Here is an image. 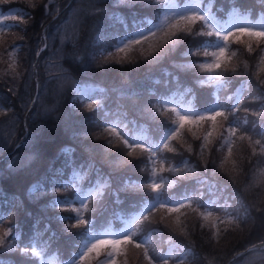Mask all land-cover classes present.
Segmentation results:
<instances>
[{"label":"snow or ice","instance_id":"1","mask_svg":"<svg viewBox=\"0 0 264 264\" xmlns=\"http://www.w3.org/2000/svg\"><path fill=\"white\" fill-rule=\"evenodd\" d=\"M11 3L13 0H0V5ZM27 3L33 8L36 6L34 0H27ZM110 8V16L107 11L96 9L110 21L111 31L98 39L95 54L87 61L74 56L86 69H106L113 64L132 65L138 61L157 64L180 46L184 47L181 52L184 62L173 61V71L165 70L166 79L152 82L162 90H148L147 98L132 109L135 119L129 118V112L123 110L122 105L118 104L115 109L106 106L109 95L105 88L87 83L77 85L73 99L80 102L82 108L76 109L81 121L73 130L76 148H62L44 175L27 190L30 201L39 202L41 198L44 201L35 214L25 209V214L33 218L34 230L27 242L13 232V227H0V255L19 253L32 264H50L45 258L48 243L43 236L50 234L49 238H54L56 232L53 227H56L83 240L77 245L79 251L73 254L71 264H128L130 249L136 254V264H184L185 256L176 247H170L167 252L153 247L145 229L157 232L158 229L152 225H163L186 237L188 230L181 221V215H186L187 209L204 221L213 217V211L208 209L224 211L226 220L218 216L215 219L222 224L236 222L228 213L227 199H237V196L228 197L224 204H220L218 199L205 200L204 190L215 196L222 189L209 183L204 176L208 175L211 164L214 177L224 174L231 185L236 184V175L239 174V164L233 151L236 139L248 142L252 156L264 158V144L259 139L253 141L247 131H242V122L237 117L244 103V85L241 84L234 93L233 103H230L233 96L222 101L217 95L215 102H209L202 110H193L185 107V97L192 95L193 90L185 88L180 77L181 74H190L199 84L215 83L218 90L226 86L222 77L227 73L253 76L264 85V21L252 23L247 15H242L235 8L227 13V20H222L217 12L223 10L214 11L213 0H112ZM145 10L153 12L159 21L154 23L144 16ZM26 15L20 9H10L8 14L0 13V45L6 42L4 38L9 34L8 29L27 23ZM23 39L19 37V40ZM234 44L242 45L255 62L252 65L247 61L234 63L236 52L231 51ZM9 47L3 48V53L8 57V72L15 80L21 75L17 58L19 45L13 41ZM47 47L45 43L37 55ZM64 75L66 78L67 74ZM8 91L11 93L14 89L9 88ZM132 96L139 97L140 93L134 92ZM7 115L8 109L0 105V116ZM254 115L262 116L264 112H255ZM140 119L156 124L155 137L137 134L138 128L144 129V125L137 123ZM204 126H207L206 135L202 137L193 131ZM186 131L199 141L196 149L184 139ZM86 143L91 147H84ZM217 143L219 148L216 150H226V154L206 159L205 153L211 155ZM2 148L3 144H0V150ZM96 151L119 157L117 165H126L136 179L130 175L113 187L112 173L105 174L95 166ZM184 152L194 153L202 174L197 177L195 187L172 195L169 190L176 187L177 181L188 180L187 173L195 172L189 160L182 158ZM176 156H181L179 163H172ZM170 176L174 179H169ZM254 182L264 187V169L259 171ZM106 195L117 208H128L126 214L115 211L111 214L123 225L119 232L97 230L103 226L98 224L97 214ZM4 199L9 208L23 207L15 197L11 201L7 197ZM49 211L52 215L47 214ZM258 211L264 213V209ZM9 215L10 211H0V223ZM219 234L220 229L216 227L213 239H218ZM258 247L264 249V241ZM256 248L253 245L246 251ZM102 255L103 260L100 259Z\"/></svg>","mask_w":264,"mask_h":264},{"label":"trees","instance_id":"2","mask_svg":"<svg viewBox=\"0 0 264 264\" xmlns=\"http://www.w3.org/2000/svg\"><path fill=\"white\" fill-rule=\"evenodd\" d=\"M111 3L112 0H35L36 6L34 8L26 4L30 11V16L26 19L27 23L15 28V31L20 30V33L16 35V32H8L9 34L4 38L6 42L0 45L1 55H6L3 53V48L10 46L13 41L19 45L17 58L19 64L23 66L22 74L25 76L19 83L14 85L4 80V84L7 85L2 83L0 87L5 92L0 93L2 101L7 102L11 107L7 116H1L3 121L0 125V140L3 149L5 151L11 149L12 144L4 143V140L13 131L15 139L22 140V145L17 154L27 151L31 155L28 163H23L24 159L22 157L16 155L13 158L12 152H9L5 155L9 156L0 162V174L4 173L7 182L14 187L28 189L33 182L32 173L40 166L42 167L50 162L55 149L70 134H73V130L81 123L80 113L76 109L82 108V105L77 101L74 102L71 96L74 83L83 78L79 73H84L93 79L103 80L114 95V97L109 96L106 106L113 109L119 104L123 106V110L132 113L133 107L141 103V98L146 97L148 94V90L145 89L142 83L137 84L139 81L138 74L140 68L149 66L146 69L149 70L152 64L138 61L132 65L113 64L106 69H86L81 60L74 58V56H79L87 61V58L95 54L97 41L101 35H106L107 32L111 31V29H107L110 21L103 14L96 11L97 8L103 9L110 16ZM19 37L24 39L21 41ZM53 40L55 41L52 45L53 58L46 53L48 47L40 52L39 57L36 54L39 47L44 42ZM101 46L103 45L101 44ZM182 51H184V47L180 46L176 52L166 56L168 62L165 68L161 69L164 72L165 70L172 72L173 61L183 63ZM242 52L244 57L240 60L233 59V62L242 64L247 61L249 65H252L255 62L254 57L245 50ZM173 57L174 59H172ZM65 73L67 74L66 78ZM33 75L36 76V81L38 80L37 88L35 78L34 80L32 78ZM189 76L191 75L181 74L180 78L185 80ZM238 76L232 73L225 74L222 79L225 81L226 86L219 90L214 83L199 84L195 82L192 88L193 100L201 107L215 99L217 95L223 100L233 93L235 87L228 80L237 79ZM65 79L67 82H65ZM9 88H13L14 91L10 93ZM121 90L124 93L123 95H121ZM253 90L258 94H264V85L254 86ZM134 92L140 93V96L133 97L132 93ZM261 102L258 101L257 105H253L254 108L257 109ZM205 133L206 130L200 136L202 137ZM196 134H199V132ZM188 144L196 149L199 141L193 138ZM218 148L219 144L217 143L211 152L214 157L205 158L211 160L226 154L225 150L217 151ZM188 154L192 155L195 160L198 159L194 153L184 152L181 155L183 157ZM169 155L171 156V154ZM248 155L249 152L246 151V157ZM176 158H181V156H176L173 159ZM118 160L119 158L116 159V161ZM254 166L264 168V162L255 160L253 156L245 158L244 170L241 175L240 173L237 175L236 184L247 197L256 199L258 205H261L263 201L262 191L260 185L254 182L257 179H255V176H258L259 173L250 171ZM209 167L212 169L211 164ZM224 176L228 179L226 175ZM258 209L252 211L254 217L247 223L245 231L241 229L243 226L240 222V216L236 212H231L236 222L227 231L228 234L234 233V238L229 239L225 244H221V251H218V247L213 242L209 225H203V227L196 225V227L190 228L189 236L192 237L194 244L192 252L186 254L188 263H202L203 253L206 252L210 256L209 260L217 264H264V249L247 255V257L244 250L250 243L253 246L264 241V213L258 211ZM211 224H216V222L213 221ZM175 235L181 238L185 237L176 233ZM240 253H243V255H239ZM5 255L11 259L16 253H6ZM128 260L131 262V256H128ZM228 260H230V263ZM26 262L29 263L27 260Z\"/></svg>","mask_w":264,"mask_h":264},{"label":"rangeland","instance_id":"3","mask_svg":"<svg viewBox=\"0 0 264 264\" xmlns=\"http://www.w3.org/2000/svg\"><path fill=\"white\" fill-rule=\"evenodd\" d=\"M24 4H27L28 6H30L28 3H27V0H21ZM35 2V0H34ZM28 16H30V11H29V14L25 16V19L28 18ZM16 32V35L20 33V30H12L11 33H14ZM234 48L232 49V51H235L236 52V56L233 58L235 60H240L244 57V53L242 51H244V48L242 45H236L234 44ZM7 63L4 62L1 54H0V79L2 77V74H8L12 79L13 78V75L10 74L8 72V68H7ZM207 127H197V128H194L193 131L198 133L197 134L198 136L201 135L202 132H204L206 130ZM206 135V133H205ZM215 135V134H214ZM194 137H192V133L191 132H185V135H184V139L188 142H191L193 140ZM253 141H255L253 139ZM89 144V143H87ZM90 145V144H89ZM233 151H234V157L237 158V162L239 164V169H238V172L242 173V171L244 170L243 166H244V162H245V158H250L252 156L251 154V148L249 147L248 145V142L247 141H240L239 139L236 140V143L234 144L233 146ZM246 151L249 152V155L246 157ZM103 154V153H102ZM104 156H106L105 154H103ZM205 157L208 158V157H214L213 154L212 155H209L207 152L205 153ZM119 158V157H118ZM112 163L115 165V166H119L117 165V161L115 158H112ZM242 169V171H240ZM261 169H264V168H261V167H258V166H254L250 169V171H252V173H259V171ZM237 177V175H236ZM258 178V176H255V179ZM252 180L254 181V179L252 178ZM260 190L262 191L261 192V195L263 196V201H264V187L260 186ZM263 201L261 202V205L263 203ZM253 204L255 207H259L261 205H258V201L256 199L253 198ZM184 210H182L183 212ZM252 219V217L250 218L249 221L245 222V223H242V230H246V227H247V223L250 222ZM181 221L184 223V225L187 227V230H188V235H187V238H191L189 236V230L190 228H194L196 227V225L200 226V225H209V228H210V232L213 233L215 231V228L218 227L220 229V234H219V238L218 239H213V242L214 244L218 247V251H221L220 250V245L221 244H225L229 239H233L234 238V233H230L228 234V229L233 225V224H211L213 223V220L212 218L209 219V221H204L202 218H199L198 215L196 213H194L191 209H187L186 210V215L182 214L181 215ZM198 229V227H197ZM168 230V229H167ZM170 231V230H169ZM193 240V239H192ZM204 255V259H203V262L200 263V264H217L215 262H213L212 260H209V255L204 252L203 253ZM128 256H131L132 260H131V263L133 264H136V254L133 250H129V253H128ZM184 264H195V263H184Z\"/></svg>","mask_w":264,"mask_h":264}]
</instances>
